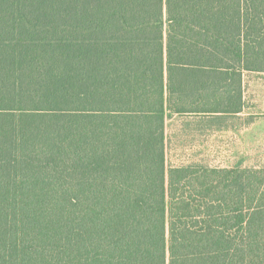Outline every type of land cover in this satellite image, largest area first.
Listing matches in <instances>:
<instances>
[{
    "label": "trees",
    "instance_id": "16d2710c",
    "mask_svg": "<svg viewBox=\"0 0 264 264\" xmlns=\"http://www.w3.org/2000/svg\"><path fill=\"white\" fill-rule=\"evenodd\" d=\"M245 72L264 0H0V264H264V168L167 161Z\"/></svg>",
    "mask_w": 264,
    "mask_h": 264
},
{
    "label": "crops",
    "instance_id": "0c3cea01",
    "mask_svg": "<svg viewBox=\"0 0 264 264\" xmlns=\"http://www.w3.org/2000/svg\"><path fill=\"white\" fill-rule=\"evenodd\" d=\"M191 116L203 118V130L196 127L183 133L186 136L181 146L193 155H200L207 164L202 166L231 168L237 166V159L243 153L264 151V72L244 73L241 112ZM180 117L185 116H175L169 120ZM189 165L201 163L184 166Z\"/></svg>",
    "mask_w": 264,
    "mask_h": 264
},
{
    "label": "rangeland",
    "instance_id": "374dc122",
    "mask_svg": "<svg viewBox=\"0 0 264 264\" xmlns=\"http://www.w3.org/2000/svg\"><path fill=\"white\" fill-rule=\"evenodd\" d=\"M203 118L196 117H180V119L168 120L166 125V137H167V161L169 167L184 166L192 163H201V165H207L204 163L200 155H193L188 150H185L181 143L185 142V136L189 130L198 127L203 130L204 125ZM180 131V133H179ZM184 133V134H183ZM183 138V139H182ZM259 169L264 168V151L243 153L241 158L237 159V166L231 168L221 169Z\"/></svg>",
    "mask_w": 264,
    "mask_h": 264
}]
</instances>
